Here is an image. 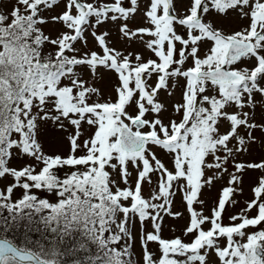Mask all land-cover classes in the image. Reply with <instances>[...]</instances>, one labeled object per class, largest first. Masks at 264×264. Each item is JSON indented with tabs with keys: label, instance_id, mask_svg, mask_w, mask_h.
Instances as JSON below:
<instances>
[{
	"label": "snow or ice",
	"instance_id": "6c2138e0",
	"mask_svg": "<svg viewBox=\"0 0 264 264\" xmlns=\"http://www.w3.org/2000/svg\"><path fill=\"white\" fill-rule=\"evenodd\" d=\"M0 264H264V0H0Z\"/></svg>",
	"mask_w": 264,
	"mask_h": 264
},
{
	"label": "rangeland",
	"instance_id": "374dc122",
	"mask_svg": "<svg viewBox=\"0 0 264 264\" xmlns=\"http://www.w3.org/2000/svg\"><path fill=\"white\" fill-rule=\"evenodd\" d=\"M178 95H179V93H177V96ZM246 198H247V193L245 194V196L239 197V199L241 201H243ZM230 211H235V210L234 209H230ZM166 220H167V224L169 226H175V225H178V224H182L183 223V221H175V220H172L171 218H166ZM165 235H168V230L165 231Z\"/></svg>",
	"mask_w": 264,
	"mask_h": 264
}]
</instances>
